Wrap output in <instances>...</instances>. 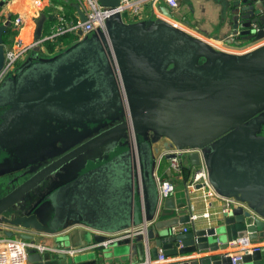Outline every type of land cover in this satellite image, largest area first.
<instances>
[{
    "label": "water",
    "instance_id": "95a60500",
    "mask_svg": "<svg viewBox=\"0 0 264 264\" xmlns=\"http://www.w3.org/2000/svg\"><path fill=\"white\" fill-rule=\"evenodd\" d=\"M231 2L235 12L228 25L238 39L264 38V0ZM99 3L116 7L119 0ZM161 12L171 18L166 8ZM114 16L106 36L94 34L52 57L35 49L41 60L0 87V108L7 109L0 138L9 139L2 149L14 159L0 182V236H14L5 227L24 232L20 239L32 243L35 235H61V250L71 251L64 230L83 224V246L103 244L122 229L115 213L122 183L132 185L141 173L154 212L151 169L157 158L168 161L172 151L190 150L180 157L182 189L163 201L153 221L145 219L151 222L145 233L93 249L92 263L121 258L132 264L135 243L142 242L145 263L161 253L178 259L169 264H232L217 253L229 242L264 241V44L227 53L165 21L128 25ZM44 20L37 22L35 38ZM6 28L0 25V71ZM73 121H80L74 123V141L54 128L49 134L57 138L38 154V138L11 146L47 122ZM201 164L210 186L230 204L195 224L190 216L197 200L187 185ZM185 224L190 231L171 234V227ZM202 251L212 255L191 259ZM36 257L32 264L42 262ZM240 264H264V245Z\"/></svg>",
    "mask_w": 264,
    "mask_h": 264
},
{
    "label": "built area",
    "instance_id": "2783aa9c",
    "mask_svg": "<svg viewBox=\"0 0 264 264\" xmlns=\"http://www.w3.org/2000/svg\"><path fill=\"white\" fill-rule=\"evenodd\" d=\"M161 3L172 11L178 8L177 0H119L116 7H104L99 3V0H0V25H6L7 27L3 34L4 61L0 71V84L1 81L17 67V63L25 57L26 54L30 51H34L36 48L40 49L42 52L44 50L42 48L44 45H53L60 37H71L70 40L61 43V52H63L68 49V47L82 42L88 36L90 37L94 34L106 36L107 27L105 22L114 15H119L124 23L133 20H143L145 17L148 18L145 10L149 7L151 12L155 13V11H157L156 17L166 19L159 11L158 6ZM47 4H50L54 9L57 8L60 12L52 13L51 15L49 14V17L48 15L45 17L46 20H48V18L53 19L52 22H54V25L49 31L45 33L41 32L39 38H35L37 22L44 13ZM61 5L71 6L72 12L68 13ZM75 7H78V10H76ZM78 12L84 15V21L80 20ZM173 26L176 27L177 24H173ZM252 29L254 32L257 31L255 26H253ZM238 36V32L230 33L225 37L224 41L227 42L226 44L246 42L238 39ZM248 42L251 44L248 46L247 52L263 45L264 38ZM53 47L55 46L53 45ZM226 52L230 53V51L227 50ZM115 77L118 81L120 80L118 74H116ZM190 152V150L172 151L171 153L175 156L168 160L170 170L180 173V157ZM154 178L157 190V215L161 204L172 195L174 189H169L165 180L156 175H154ZM197 185H200V188L196 189ZM187 188L193 200H202L209 206L211 205L210 202H208L210 198L216 196L220 197L210 186L208 175L203 164H201L197 172L191 175ZM202 216L208 219L209 213L206 212ZM196 220L197 216H190L191 222ZM150 223L151 222L144 220L138 227L112 235L111 238L103 244L107 246L108 244L131 238L135 235L144 234ZM187 231L188 229L181 225L170 228L171 234H182L187 233ZM258 247V245L250 243L247 238H239L229 242L228 248H231L232 252L226 255L231 258L232 264H240L244 255H251L258 250ZM28 249H37L41 251L43 247L35 245L34 243H29L20 238L0 239V264H27ZM175 261L178 260L172 257H165L160 253L157 259L150 260L145 264H169Z\"/></svg>",
    "mask_w": 264,
    "mask_h": 264
},
{
    "label": "crops",
    "instance_id": "0c3cea01",
    "mask_svg": "<svg viewBox=\"0 0 264 264\" xmlns=\"http://www.w3.org/2000/svg\"><path fill=\"white\" fill-rule=\"evenodd\" d=\"M232 0H177L178 2V8L174 11H171V18L170 19H161L160 17H156L157 11L155 13L150 11V8L147 7L145 10L147 12V17L143 20H133L125 22V24L132 25L135 23L140 22H146L149 20H161L169 23L173 26V24H177L175 28L179 29L180 31L194 36L196 38H199L208 44L212 45L218 50L220 49L225 51H230V53L233 54H243L247 52L248 46L246 47H231V44H226L227 42L224 41L225 37L228 36L230 33H235L238 31H234L231 27H229V23L234 19L233 13L235 12V9L233 7V4L231 2ZM57 6V5H56ZM62 6V5H61ZM60 6V8H61ZM68 13H71L72 11L68 9V5L62 6ZM159 11L161 12V8H165L164 4H159ZM54 8L50 6V4H47V7L44 11V13L41 15V17H46L49 14L60 12L57 8ZM163 15V14H162ZM123 20V19H122ZM53 19L44 20V23L42 25V33H45L50 30V28L54 25V22H52ZM235 29V28H234ZM239 33V32H238ZM64 40H60V38L57 39L56 43L53 45V49H48V45H44L42 47L44 50L42 53L45 55V57H52L59 52H61V43H65L67 38L69 37H63ZM223 41V42H221ZM221 42V43H220ZM226 44V45H225ZM242 43L236 44L240 45ZM38 49V48H36ZM59 49V50H58ZM226 49V50H225ZM58 51V52H57ZM28 54L25 55L18 63V65H25L27 62ZM19 77V76H18ZM16 77V78H18ZM2 86V85H1ZM5 87V86H4ZM3 87V88H4ZM2 88V89H3ZM7 109L6 108H0V129L3 127V119L6 115ZM9 142V139L6 137L0 138V182H2V178L5 175V173H8L10 168H5L4 164L6 163H12V160L9 157L7 153L3 152L2 147L5 149L7 144ZM13 157V156H12ZM156 164L151 169V175H152V181L153 186L155 188V196L157 200V190H156V183L154 175L157 177L165 180V182L168 184L169 189H174V191H178L182 189V181H183V173H176L169 168V163L162 157L157 158ZM25 163V160H24ZM133 185V186H132ZM132 185H129V182H124L121 185V191L119 195V199L115 202V213H116V219H117V225L118 227H122L120 231H117L111 235L123 232L125 230H129L135 227H138L143 223V221L146 219H149V217H153L151 220L156 218V209L153 212V209L150 206V202H147V196L144 189V185L141 180V173L138 172L137 178L135 179L134 183ZM221 197H213L208 200L210 202V206L206 205L205 202L202 200H197V202L194 203V211L192 215L197 216V220L193 223L197 224L198 222L209 220L211 216L216 213L220 209H224V207L229 206L230 202L226 201L227 203H223L221 201ZM209 213V218L205 219L203 218L204 213ZM114 213V216H115ZM132 215V223H129V216ZM190 231L191 224H185L181 225ZM86 227L83 224L78 225H72L69 226L66 230L65 236H67L68 242L63 241V243L66 245L68 243L72 244L75 248H72L71 251H64L61 250V241H58L57 239L61 237L60 236H49V235H35V245H40L43 247L41 251L37 249H28L27 253V261H29V264H32L33 262H37L39 259L36 256H39L41 259L40 264H93L92 261L94 260L93 255L90 254L93 249H97L98 247H106L105 244H88L85 247L83 246V238L84 233L83 231ZM87 228V227H86ZM5 231L12 232L14 234V239H19L20 235L24 232L12 229L10 227H5ZM78 232L76 234H73L74 231ZM63 231V232H64ZM81 231V232H80ZM92 232L101 234L99 231H94L91 229ZM187 231V232H188ZM21 233V234H20ZM103 234V233H102ZM7 238L5 236H0V239ZM29 243H32L28 241ZM255 245H258L259 247L261 245H264V241L258 242V243H252ZM83 247V248H81ZM153 247V244L150 245V248ZM231 248H228L227 250L218 251L217 253H220L222 255H226L227 253L232 252ZM124 254L127 253V250H121ZM97 257L101 255L100 251L95 253ZM212 255V253H209L208 251H202L199 252V254L192 255L191 259H199L204 258L206 256ZM147 253L145 251V246L142 242H136L135 243V249L131 256V263L132 264H145L147 259ZM121 258L112 259L111 262H105L104 264H123L120 261ZM126 259V257L122 258ZM31 260V261H30ZM178 260V259H177Z\"/></svg>",
    "mask_w": 264,
    "mask_h": 264
},
{
    "label": "flooded vegetation",
    "instance_id": "af4514ba",
    "mask_svg": "<svg viewBox=\"0 0 264 264\" xmlns=\"http://www.w3.org/2000/svg\"><path fill=\"white\" fill-rule=\"evenodd\" d=\"M89 37V36H88ZM88 37H86V39L88 38ZM83 42V41H82ZM82 42H80V43H82ZM79 43V44H80ZM79 44H77V45H79ZM122 110V109H121ZM76 122H80V121H73V122H71V123H69V125H67V126H64V125H62V124H57V123H49V122H47V123H45L44 125H42L41 127H40V129L37 131V132H35V133H31V134H29V135H27V136H24V137H21L20 139H19V141L18 142H15V143H12V145L11 146H14V145H16V144H18L20 141H22V142H24V141H34V139L35 138H38L36 141V145H38V148H39V150H38V152H37V150H36V154H38V153H40L41 151H42V149L43 148H46L47 147V144L48 143H52V141H51V139H54V137H56L57 138V136H55V134L53 133V134H49L50 133V131L51 130H53L54 128H56V129H58V134L60 135L61 133H62V131H68L67 132V135L69 136V137H71L70 138V141H74L75 140V138H77V136H76V133L73 131L74 129H76V126H74V123H76ZM84 122V121H83ZM81 123H82V121H81ZM72 130V131H71ZM69 131H71V132H69ZM51 136V137H50ZM53 137V138H52ZM56 140V139H55ZM56 151H57V149H55Z\"/></svg>",
    "mask_w": 264,
    "mask_h": 264
},
{
    "label": "rangeland",
    "instance_id": "374dc122",
    "mask_svg": "<svg viewBox=\"0 0 264 264\" xmlns=\"http://www.w3.org/2000/svg\"><path fill=\"white\" fill-rule=\"evenodd\" d=\"M165 8L168 10V12H171L172 10L171 9H169L167 6H165ZM117 18V16H113V17H111L110 19H108V20H106V27H107V25H108V22H111V20H114V19H116ZM71 39V37L69 38V39H67V40H70ZM251 43H249V42H244V43H242V44H240V45H237L236 46V44H231V47H233L234 48V46L235 47H246V46H249ZM42 56V54L40 53V52H35V51H30L29 53H28V58H27V60H26V64L25 65H18L17 67H15L13 70H12V72H10L2 81H1V84H0V87H1V85L3 84V83H5L4 84V86H6V85H8V84H10V83H13V82H15V78L16 77H18L19 75L21 76V75H23V73L25 72V71H27L28 70V68L31 66V64L33 65V64H35L37 61H39V60H41V57ZM12 144V143H11ZM4 153H6L5 151H3ZM4 166H5V168L3 169L4 171L6 170V168L8 169V168H10V163H6V164H4ZM154 166H155V164H154ZM165 201L167 202V199H165ZM197 202V201H196ZM32 211H34V210H32ZM168 224H170L169 222H166V224L165 225H168ZM78 232V230L76 231H74V233L73 234H76ZM27 256H28V253H27Z\"/></svg>",
    "mask_w": 264,
    "mask_h": 264
},
{
    "label": "trees",
    "instance_id": "16d2710c",
    "mask_svg": "<svg viewBox=\"0 0 264 264\" xmlns=\"http://www.w3.org/2000/svg\"><path fill=\"white\" fill-rule=\"evenodd\" d=\"M68 9L71 10V6H68ZM60 40H64V38H61ZM48 49H53V45L52 44H48ZM183 175H186V171L182 170Z\"/></svg>",
    "mask_w": 264,
    "mask_h": 264
}]
</instances>
